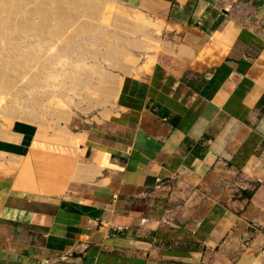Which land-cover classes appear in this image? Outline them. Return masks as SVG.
Here are the masks:
<instances>
[{
    "label": "crops",
    "instance_id": "1",
    "mask_svg": "<svg viewBox=\"0 0 264 264\" xmlns=\"http://www.w3.org/2000/svg\"><path fill=\"white\" fill-rule=\"evenodd\" d=\"M136 4L165 22L175 52L125 75L108 117L56 134L68 167L53 190L30 155L38 129L9 140L0 264H264V181L233 183L264 164V0Z\"/></svg>",
    "mask_w": 264,
    "mask_h": 264
},
{
    "label": "bare ground",
    "instance_id": "2",
    "mask_svg": "<svg viewBox=\"0 0 264 264\" xmlns=\"http://www.w3.org/2000/svg\"><path fill=\"white\" fill-rule=\"evenodd\" d=\"M101 2L102 1L99 0H0V92L11 94V96H5L6 105L5 107L2 106L0 111L4 110L5 114L9 113L13 119L36 123L34 119L36 118V114L34 115L32 111L25 109L22 113L17 114V111L13 109L20 101L17 98H22L21 94L28 91H38L42 82L51 77H54L56 80L57 78L63 77L68 85H72L75 88L83 87V85L89 86L92 83V79L89 73L83 70L80 59L71 61L65 70H58L53 67V65L58 63V57L67 50L77 48L81 50L83 54L95 52V48H85L84 41L86 36L80 39L78 37L82 33L87 34L88 37L92 36L93 39L106 46L103 54L106 59L110 58L115 62L117 61V54L121 52L119 46L110 42V36L104 31L101 32L100 27L97 28L98 24L93 20L99 15L98 12L101 6L105 5H101ZM80 9L84 10L82 11L84 12L83 14H85L83 18L80 17ZM97 19L98 21L100 20V18ZM72 25H74V27ZM139 25L143 26L142 28L144 30L150 29V26L141 23ZM70 26H72L71 29ZM152 29L155 28L152 27ZM158 29H160V27ZM54 40L57 42L60 41L58 50L48 55L46 58L44 57L45 59H42L43 53L41 50L45 48V44L53 42ZM133 45L141 50L138 58L143 59L142 66L145 73H150L156 61L157 51L163 46L160 45L158 41H155L153 45H151V43L147 41L141 42L135 39ZM195 53L185 47H179V51L177 52L178 56L182 59H188L191 66L194 68L201 66V64L196 62V59L200 60L201 63H207L206 60H203L204 57L202 53ZM34 62L40 64L32 71L29 64H34ZM144 66H146L147 69ZM118 84H120V82L112 78L110 85H102L101 88L106 96L114 97L118 90ZM39 92L40 95L36 94L33 97L34 103L44 104L46 108L51 109L52 105H48L47 102H42V98L44 97L46 99V96H48L51 100V98L54 97V95H52L53 91L49 89L44 92ZM2 95L0 94V99L3 97ZM23 99L25 98H22V100ZM58 115L60 118L67 120L71 113L63 110L60 111ZM38 126V133L32 145V154L35 158L40 157V163L37 165L38 169L36 171L40 178L39 182H41V188L44 190H53L55 187L52 185L53 182L57 181V178L61 177V175H63V177L65 176L64 173L59 174V172H62L61 169H64L61 167L59 169V164L61 163L68 167V164L65 162L67 156L61 157V154L59 156V154L56 153L55 145L52 148L50 145L46 144L45 148V144L39 142V139L45 136L41 131L46 125L42 126V124L38 122ZM4 129L5 128H3V130ZM63 129H65V127H60L57 132V135L60 136L62 140L65 134ZM60 130L63 132L61 133ZM59 132L61 134H58ZM41 134L43 135L41 136ZM58 136H56V140L60 138ZM0 139L13 140L17 139V136L12 130L6 129L0 132ZM49 139H52V137ZM37 147L45 148L42 155L36 153ZM1 154L2 153H0V157ZM35 155H37V157ZM9 159L11 158H8V160ZM16 161L17 160H15V164L18 163L17 165L19 166V162L17 161L16 163ZM11 169L10 167V170ZM20 170H22V168ZM64 170L66 171V167ZM24 172L26 175L23 177L30 181V178L34 176V172L29 164L25 165ZM20 173L23 172L20 171ZM22 175H24V173ZM31 181H33V179ZM32 183L33 182L26 185L35 188Z\"/></svg>",
    "mask_w": 264,
    "mask_h": 264
},
{
    "label": "rangeland",
    "instance_id": "3",
    "mask_svg": "<svg viewBox=\"0 0 264 264\" xmlns=\"http://www.w3.org/2000/svg\"><path fill=\"white\" fill-rule=\"evenodd\" d=\"M99 1H102L100 3L101 5H105L101 6L98 12L99 15H97L98 17L96 16L93 20L98 24L97 28L100 27L101 32L104 31L110 36L109 41L119 46L121 52L117 54V61L115 62L110 58L106 59L103 56L106 46L93 39L92 36L88 37L85 33L80 34L78 36L79 39L86 36L84 41L85 48H95V52L83 54L82 51L77 48L67 50L58 57V63L53 65V67L58 70H65L71 61L80 59L81 66L83 70L91 76L92 83L89 86L83 85V87L75 88L72 85H68L63 77L57 78V80L54 79V77L45 79L38 91H28L29 93L24 92L21 94L22 98L25 99L22 100V98H17L20 101L13 108L17 111V114L22 113L25 109L32 111L34 115L36 114V118H34L36 123L13 119L9 113L5 114L4 110H2L0 111V132L10 129L16 133V136H19V132L24 128H29V131L33 133L36 128L38 129V122H40L42 126H46H44L45 129L42 127L43 129L41 132L45 136L39 139V142L45 144V148L46 144L53 148L57 142L56 134L60 127H66V129L70 130L75 125H82L83 122L85 124L92 120H103L111 114L110 112H112L116 95L114 97L106 96L101 88L102 85H110L112 78L120 82L125 75H139V73H143V59L138 58L141 50L133 45L134 39L141 42L147 41L151 43V45H153L155 41H158L163 47L158 49L157 57L166 58L169 56V52L174 49V38L173 34L169 32V27L161 18L139 8L136 4L137 0ZM82 11L84 10L80 9L81 18L85 17ZM97 18H100V20L98 21ZM140 23L150 26V29L144 30L142 28L143 26L139 25ZM158 23H160L161 26ZM72 26L74 27V25ZM72 26H70V29ZM152 27L155 29H152ZM159 27L160 29H158ZM59 44L60 41L57 42L55 40L45 44V48L41 50L43 53L42 59L55 53L58 50ZM172 56L177 59L176 56ZM40 63L34 62V64H29L31 70L33 71L36 69ZM144 67L147 69L146 66ZM49 89L53 91L52 95H54V97L51 98V100L48 96H46V99L43 97L42 102H47L48 105L51 104V109L46 108L44 104L34 103L33 97L36 94L40 95L39 91L44 92ZM0 94H3V97L0 99V108H2V106L5 107L6 105L5 96L8 97L11 96V94L1 92ZM63 110L71 113L67 120L60 118L58 115L59 112ZM3 128L5 129L3 130ZM43 134H41V136ZM51 137L52 139H49ZM15 145L16 144L12 141L0 139V152L5 150L15 153ZM39 147H37V150H39ZM31 150L30 155L33 156V148H31ZM1 156L7 158L8 154L4 153ZM9 158H11L9 159V164L11 163L10 165H13L14 157L11 155ZM248 172H250V174L254 173L256 176L249 179L250 185L259 181H264V164H253L247 168L246 171H240L235 174L233 178L234 185H239L243 173L247 174Z\"/></svg>",
    "mask_w": 264,
    "mask_h": 264
}]
</instances>
